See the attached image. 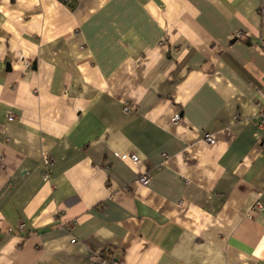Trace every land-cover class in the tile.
<instances>
[{
	"label": "crops",
	"instance_id": "1",
	"mask_svg": "<svg viewBox=\"0 0 264 264\" xmlns=\"http://www.w3.org/2000/svg\"><path fill=\"white\" fill-rule=\"evenodd\" d=\"M261 10L0 0V264H264Z\"/></svg>",
	"mask_w": 264,
	"mask_h": 264
},
{
	"label": "built area",
	"instance_id": "2",
	"mask_svg": "<svg viewBox=\"0 0 264 264\" xmlns=\"http://www.w3.org/2000/svg\"><path fill=\"white\" fill-rule=\"evenodd\" d=\"M64 1L66 3H68L72 0H64ZM261 13L264 16V10H261ZM240 35H242L241 32L236 33V36H240ZM260 43H261V47L264 49V40L261 41ZM29 64H30L29 62L26 63V65H28V66H29ZM257 95L259 96V98H261L264 101V95L260 89H257ZM125 109H128V108L126 107ZM179 118L180 117L178 114L174 115L171 119V123H176L179 120ZM259 118H260V125L264 127V106L259 111ZM8 120L11 121L12 117H8ZM204 139L208 144L214 143V139L209 134H205ZM43 156H44V163L46 166H48L51 162V158H48V156H46L45 152H43ZM121 158L122 159L129 158L133 162H136L138 159V157L132 153L124 154L121 156ZM44 175H45V177H47V175H48L47 170H45ZM148 181H149V175L148 174H142L137 178V182L141 185H146L148 183ZM107 262L115 263V261H113V259H109V258L105 257L104 254L101 253V254H98L95 258L91 259L89 264H106Z\"/></svg>",
	"mask_w": 264,
	"mask_h": 264
}]
</instances>
